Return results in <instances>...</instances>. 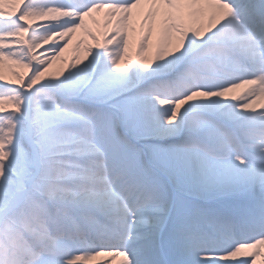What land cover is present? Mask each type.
<instances>
[{
    "label": "snow or ice",
    "instance_id": "6c2138e0",
    "mask_svg": "<svg viewBox=\"0 0 264 264\" xmlns=\"http://www.w3.org/2000/svg\"><path fill=\"white\" fill-rule=\"evenodd\" d=\"M219 2L149 68L93 46L0 79L27 89L0 109V264H264V0Z\"/></svg>",
    "mask_w": 264,
    "mask_h": 264
},
{
    "label": "bare ground",
    "instance_id": "6f19581e",
    "mask_svg": "<svg viewBox=\"0 0 264 264\" xmlns=\"http://www.w3.org/2000/svg\"><path fill=\"white\" fill-rule=\"evenodd\" d=\"M24 1L25 0H5L4 4L10 9L14 8L18 10L20 6L23 5ZM103 1L108 4L105 15L98 24H95V27L89 26L91 29L84 34L76 25L79 24V26H81L82 23H87L86 13L81 15L75 8L66 7L69 3L76 4L77 7H79L80 0H45V4L41 8L38 7L31 16H28L31 30L40 34V36L36 38L38 46L35 50V54L40 56L43 60L51 58L52 61H55L56 57L54 56L58 50L62 52V45L73 44L78 41L87 44L90 39H95L99 40L100 44L105 45L107 47L106 50H109L111 46L119 43H123L124 46L128 45V47L123 48L121 51L123 53L125 52V55L128 57L129 53L127 51L132 49V41L137 39L139 41V46L135 49L134 55L136 57L137 66L143 68L144 60L147 57V51L150 50V52L154 53L155 50L154 41L149 32L152 30V24H156V21H154L155 15L165 8L162 4V0H158L153 10L149 8L154 2L153 0H141L144 6L141 12L142 14L136 18L134 21L135 24L131 30L125 33L115 27V22H118L122 17L132 12L126 13L127 7L118 6L113 0ZM194 1L195 0H164L168 6L166 9V17H169V20H171L170 24L179 31V34L175 37L176 34L174 36H169L168 33L162 32L159 34V40L162 43L164 41L169 43L173 52L179 47H176V41L182 40L183 43L189 31L193 33L200 32V30L194 31V26L199 22L210 26L217 15L228 13L226 6L223 7L221 4L213 3L211 0H203L202 8L206 18H201L197 8L194 6ZM29 3L30 1H26L22 8L27 7ZM133 6L134 5L129 7L130 11H133ZM114 7L117 8L116 11H114L115 14L109 18L107 15L114 10ZM54 9L59 10L57 19H54L52 15ZM19 13L21 15L24 14L22 11ZM73 21H78V23L73 24ZM159 23L161 25L160 28L169 24L167 21H161ZM2 58L3 54L0 49V63L2 62ZM239 91L242 90H238L237 94H239ZM109 259V257H99L96 259L97 261L95 260L91 264H97V262ZM121 260V257H116L111 263L121 264Z\"/></svg>",
    "mask_w": 264,
    "mask_h": 264
},
{
    "label": "rangeland",
    "instance_id": "374dc122",
    "mask_svg": "<svg viewBox=\"0 0 264 264\" xmlns=\"http://www.w3.org/2000/svg\"><path fill=\"white\" fill-rule=\"evenodd\" d=\"M5 0H0V49L2 50L3 58L0 63V79H5L6 81H17L22 82L25 77L32 73V78L29 81V87L37 84L40 81H45L51 79L55 76L58 68L68 63V60L72 59L73 61L79 59L82 55L90 52L93 46L101 47L105 50V53L114 57L119 58L123 63L124 67L130 68L132 66H137L136 57L134 55L135 49L138 48V40L132 41V49L127 51L129 56L125 55V52H121L123 48L128 47L123 43L116 44L111 46L109 50H106L107 47L103 44H100L99 40L90 39L89 43L83 44L81 41L73 44L62 45V52L58 50L56 52L55 61H52L51 58L43 60L40 56L35 54V50L38 46L36 38L40 36L37 32H33L30 27V22L28 16H31L35 9L38 7L41 8L45 4V0H25L30 1L27 7L20 6L18 10L14 8H8L4 4ZM154 2L149 6L150 10H153L158 2V0H153ZM213 3H219L223 7L229 6L228 4H222L219 0H211ZM162 4L165 7L163 11L158 12L155 16L156 24H152V30L149 32L154 41L155 50L154 53L147 51V57L144 60L143 68H149L153 64L162 62L166 59L171 53H173L172 48L169 43L161 42L159 40L160 33H168L169 36L177 37L179 31L170 24L169 17H166L167 4L162 0ZM161 4V5H162ZM203 0H195L194 6L197 8L201 18H206L205 13L202 8ZM141 0H136L133 8L136 9L135 13L130 11V8H126V13L132 12L122 17L118 22H115V27L119 28L121 32L125 33L131 30L135 24V20L140 16L143 10V5ZM22 11L24 14H20ZM20 14L17 16V14ZM53 18L57 19L59 15V10L54 9L52 12ZM16 17L15 19H12ZM167 21L169 24H166L163 28H160L161 25L159 22ZM95 24V23H94ZM84 34L91 29L88 24L82 23L81 26L76 25ZM206 24L199 22L194 26L195 30H203ZM95 27V25L93 26ZM181 34V32H180ZM182 44V40L176 41V47ZM27 94V89H22L20 87H9L7 83L4 86H0V109H7L9 107L8 97L16 95H25ZM97 261V260H96ZM104 261L97 262V264H103ZM90 261H82L81 264H91ZM112 264V263H111Z\"/></svg>",
    "mask_w": 264,
    "mask_h": 264
}]
</instances>
